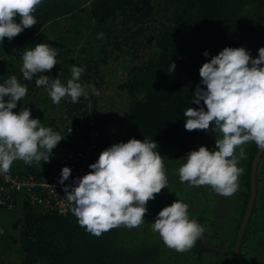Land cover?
Wrapping results in <instances>:
<instances>
[{
  "label": "trees",
  "instance_id": "1",
  "mask_svg": "<svg viewBox=\"0 0 264 264\" xmlns=\"http://www.w3.org/2000/svg\"><path fill=\"white\" fill-rule=\"evenodd\" d=\"M86 1H79L83 3L80 5L77 0H42L34 13L37 25L25 29L11 41L5 38L0 43V84L15 75L28 88L26 97L13 111L18 113L21 108L28 107L32 118H39L45 127L55 125L47 115L52 104L41 98L46 95V90L36 87L34 78L24 80L19 67L22 58H15L16 62L12 58L19 57L15 49L20 53L26 50L24 45L28 41V49L34 48L36 43H52V47L60 49L57 56L60 62L54 68L71 74L73 65L82 66L85 69L83 80L88 83V79L100 74L99 70L91 69L98 62L105 61L106 45L120 48L125 44L131 49L140 48L142 39L148 34L156 50L147 61L134 65L118 86L130 97L126 123L110 127L108 118L97 107L86 108L87 100L83 96L78 103H72L68 97L64 119H60L63 125L61 136L65 139L58 143L50 161L54 164L64 145L75 147L76 134L67 132L72 125L86 130L94 128L98 133V148L90 156L89 164L95 163L113 140L115 143L127 142L131 138L153 140L163 156L170 187L162 189L154 200L147 202V212L159 213L165 206L182 200L189 204L190 218L204 227L207 243L231 247L247 203L251 162L257 146L254 142L243 145L247 158L238 166L244 169V174L239 177V189L232 196H221L210 186L182 184L178 169L183 158L200 146L217 150L215 140L219 136L211 130L187 131L183 114L189 107L199 109L204 106L206 110L203 102L200 105L190 102L197 85L206 87L200 83L199 76L203 63L225 47H244L253 58L258 56V50L264 47V0H167L177 3L172 21L155 27L151 19L156 0ZM60 21H66L69 24L67 31L80 41L78 49L66 39H43V31ZM16 22H20L19 17ZM151 27L154 29L147 32ZM99 33L104 34L103 39L97 38ZM95 43L99 49H104L100 58L90 53ZM76 51L78 57H72ZM205 51L208 56L203 55ZM172 63L176 67L169 72ZM14 162L17 164V160ZM34 165V172L40 176H47L52 168L45 162ZM89 171L90 168L86 174ZM219 201L223 208L221 216L215 209ZM71 208L70 203L68 211L60 214L52 210L40 211L29 202H22L21 229L18 237L10 241L16 244L15 254L22 258L20 264H240L233 252L207 249L200 239L186 252L168 248L160 235L151 229L157 215L145 214V221L139 227L120 226L96 237L79 225ZM239 250L247 263L264 264V151L256 169L253 209Z\"/></svg>",
  "mask_w": 264,
  "mask_h": 264
},
{
  "label": "clouds",
  "instance_id": "2",
  "mask_svg": "<svg viewBox=\"0 0 264 264\" xmlns=\"http://www.w3.org/2000/svg\"><path fill=\"white\" fill-rule=\"evenodd\" d=\"M42 0H0V43L11 41L25 29L37 25L34 15ZM19 17L20 22H16ZM104 34L99 33L98 39ZM60 49L47 43H36L22 54L24 80L31 81L38 74L50 72L60 61ZM204 56L209 53L205 51ZM264 47L253 58L244 47H225L199 69L201 84L195 88L192 103L204 106L187 108L184 112L187 131L211 130L216 136L215 151L206 146L190 151L178 169L180 183L191 187L210 186L221 196L230 197L239 189V177L244 169L240 161L247 158L243 145L254 142L264 150ZM172 63L168 71L175 69ZM84 68L73 65L71 78L66 84L59 78L39 75L36 87H44L52 102L60 104L70 97L78 103L88 99L87 88L95 96L100 91L95 85L80 82ZM28 93L26 85L12 75L0 84V174H7L13 162L22 160L49 163L58 143L65 139L51 127L32 118L31 110L23 107L17 113L18 102ZM7 97V100L5 99ZM239 149V154H237ZM91 171L74 180V186L65 185L71 176L67 166L61 170L59 183L71 211L81 227L92 235L101 234L120 226L132 229L145 221L147 202L155 199L162 189L169 188V176L158 144L149 139L131 138L114 143L103 150ZM151 229L160 235L164 244L177 252L195 247L202 238L204 227L190 218L189 204L176 200L157 215Z\"/></svg>",
  "mask_w": 264,
  "mask_h": 264
},
{
  "label": "rangeland",
  "instance_id": "3",
  "mask_svg": "<svg viewBox=\"0 0 264 264\" xmlns=\"http://www.w3.org/2000/svg\"><path fill=\"white\" fill-rule=\"evenodd\" d=\"M77 1L80 5L83 4L82 2L81 3L79 2L82 0H77ZM86 2H88V0ZM153 4L155 11L153 18L151 19L152 26L154 27L159 26V23H164V24L171 23L172 15L175 10V7L177 6V3L175 2L169 3L167 0H156ZM81 10L82 8L80 7V11ZM60 22L53 24L52 27H49L48 29L43 31L45 35L43 39H49V38H51L52 40L66 39L68 42H72L73 45H75L76 48L78 49L80 46V41H77V38H74V36L67 31L66 28L69 26V24L66 23V21L65 22L60 21ZM48 26H50V24ZM151 29L154 28L151 27L146 31L148 32ZM146 37L142 39L143 46L140 48L131 49L129 46H126L125 44L120 48H118V46L116 47V46L106 45L105 51L107 52L106 53L107 56L105 55V61H102L101 63L98 62L97 66L91 69L92 71L99 70L100 74H98L94 78L91 77L90 79H88V83H87L83 80V73H82L80 82L85 86L95 85V87L100 91V96L97 97L92 94L91 88H87L89 98L86 99L87 100V102L85 103L86 108L91 109L92 106L97 107L100 113L102 115L104 114L105 117L108 118L109 121L108 123L110 127H114L116 125H124L128 120V106L130 102V97L124 90L118 88V86L127 78L130 69L134 65L147 61L150 55L156 50L155 45L152 43L151 40H149L148 34H146ZM50 45H52V43H50ZM94 45L95 48L94 50L90 51V53H93L95 56L98 55V58H100V56L103 55L101 53L104 49L103 50L99 49L96 43ZM28 48H29V41L24 45V49H28ZM15 50H16L15 54L19 55V57H12L14 58L13 59L14 62H16L15 58L19 59L20 57H22L23 54V52L20 53L17 51V49ZM78 55L79 52L76 51L72 54V57L77 58ZM75 62H77V60ZM22 63L23 61L21 60L19 66L20 68L22 67ZM55 66L57 67L58 63ZM39 75H48L50 79L59 78L61 82L65 84L67 80L71 78V74L57 71L55 68H53L50 72H45L38 74L37 76H34L33 78L35 81ZM44 89L46 90L47 93L46 95L45 94L41 95V98L43 97L44 99H46L48 104H52V106L47 110V115L49 117V120L51 121L53 120L55 123V125L52 126L53 127L52 129L62 135V129L60 128L63 125H62V120L60 119H64L65 116L64 112L67 107L68 97L62 99L60 104L57 105L52 102L50 96L48 95L47 89L46 88ZM60 113H61V117L59 116ZM114 143L115 142L113 140L112 144ZM56 147H58V145ZM43 163L44 162L42 161L41 164ZM33 164L37 166L41 165L36 162H33L31 165H26L22 160H17V164L13 162L11 168L14 171H23L25 169H32L33 171H35L34 167L32 166ZM52 165H53V161L51 160L49 162V166L52 167ZM22 197L23 194L21 193L17 198L19 200V203L17 204L16 209L14 211L7 210L4 208L0 209V254H1L0 264H20L22 260L21 257L15 254L17 250V248L15 247L16 244L10 243V241L18 237L19 231L21 229L20 219L22 217V213L20 212V207L22 206V200H23ZM13 223H16V226H13ZM3 245H6V248H2Z\"/></svg>",
  "mask_w": 264,
  "mask_h": 264
},
{
  "label": "built area",
  "instance_id": "4",
  "mask_svg": "<svg viewBox=\"0 0 264 264\" xmlns=\"http://www.w3.org/2000/svg\"><path fill=\"white\" fill-rule=\"evenodd\" d=\"M67 132L76 134L75 147L64 145L59 149L47 176H40L29 169L14 171L12 168L7 174H0V208L14 211L19 203L17 198L22 193V202H29L37 210H52L60 214L68 211L70 202L63 191L64 186L59 183L61 170L65 166L71 169V176L64 184L74 186V180L89 169V158L98 148V133L94 128L80 129L77 125L69 126Z\"/></svg>",
  "mask_w": 264,
  "mask_h": 264
},
{
  "label": "water",
  "instance_id": "5",
  "mask_svg": "<svg viewBox=\"0 0 264 264\" xmlns=\"http://www.w3.org/2000/svg\"><path fill=\"white\" fill-rule=\"evenodd\" d=\"M263 151L264 150H260L257 148V150L253 156L252 162H251L248 199H247V203L245 206L244 213H243L241 221L239 223V227H238L237 232H236L234 244L228 248L214 246L212 244L207 243L205 233H203L202 238L200 239L203 246L207 249L217 251V252H221V253L233 252L240 264H249L242 258L239 249H240V245H241V242L243 239V234H244L246 225L248 223V220H249V217L251 215V211H252L253 205H254L255 194H256V169H257L259 158H260L261 154L263 153ZM146 215H158V213L147 212Z\"/></svg>",
  "mask_w": 264,
  "mask_h": 264
},
{
  "label": "flooded vegetation",
  "instance_id": "6",
  "mask_svg": "<svg viewBox=\"0 0 264 264\" xmlns=\"http://www.w3.org/2000/svg\"><path fill=\"white\" fill-rule=\"evenodd\" d=\"M216 209V211H218V213L217 214H219V216H221V211H223V208H222V202H218L217 203V207L215 208Z\"/></svg>",
  "mask_w": 264,
  "mask_h": 264
}]
</instances>
